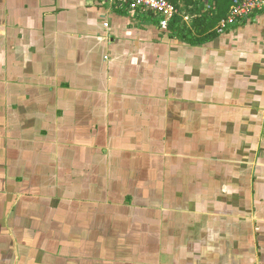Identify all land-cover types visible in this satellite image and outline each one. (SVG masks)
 Listing matches in <instances>:
<instances>
[{"label":"crops","instance_id":"0c3cea01","mask_svg":"<svg viewBox=\"0 0 264 264\" xmlns=\"http://www.w3.org/2000/svg\"><path fill=\"white\" fill-rule=\"evenodd\" d=\"M146 20L0 0V264H264V12Z\"/></svg>","mask_w":264,"mask_h":264},{"label":"built area","instance_id":"2783aa9c","mask_svg":"<svg viewBox=\"0 0 264 264\" xmlns=\"http://www.w3.org/2000/svg\"><path fill=\"white\" fill-rule=\"evenodd\" d=\"M112 6L126 10L129 14L150 13L159 15L158 24L166 28L170 19L177 13L176 6L169 0H106ZM264 12V0H233L225 18L216 26L219 33L239 26L255 13ZM108 26V23H104Z\"/></svg>","mask_w":264,"mask_h":264},{"label":"trees","instance_id":"16d2710c","mask_svg":"<svg viewBox=\"0 0 264 264\" xmlns=\"http://www.w3.org/2000/svg\"><path fill=\"white\" fill-rule=\"evenodd\" d=\"M176 7L179 0H169ZM187 5L193 4V12L198 15L194 18V26L197 27L196 36L189 41V44H198L209 41L216 37L219 32L216 29L219 21L226 17L230 7L233 4V0H184ZM207 1L209 4V9L202 11L204 7V2ZM120 13L126 10L117 8ZM202 11V12H201ZM194 14V15H195ZM139 15V14H138ZM144 16V14H143ZM158 25V22H157ZM186 25L180 23V17L175 14L169 21L166 29L169 31V37L180 38L181 41L188 37L186 30H189Z\"/></svg>","mask_w":264,"mask_h":264},{"label":"rangeland","instance_id":"374dc122","mask_svg":"<svg viewBox=\"0 0 264 264\" xmlns=\"http://www.w3.org/2000/svg\"><path fill=\"white\" fill-rule=\"evenodd\" d=\"M177 13L180 17V23L186 25V27L189 28V30L185 29V32L187 33L188 37L185 38V40H183V42L189 43V41L194 38L196 36V32H197V27L194 26L193 20L196 16L194 12H193V4H189L187 5L186 2L184 0H179L178 1V5H177ZM209 4L207 1L204 2V7L202 11H206L208 10ZM201 11V12H202ZM195 14V15H194ZM144 17L147 19L146 22L150 23L151 25H155L156 27L160 28L162 31V33H167L169 34L168 29H166L165 27L162 28L159 26V24L157 25V22L159 21V15L157 16H153L150 13H144ZM169 23V22H168ZM168 25V24H167ZM167 27V26H166ZM185 27V28H186ZM180 41V38H178ZM190 39V40H189ZM181 42V41H180ZM201 44V43H198Z\"/></svg>","mask_w":264,"mask_h":264}]
</instances>
